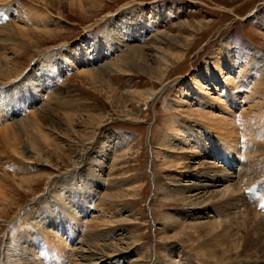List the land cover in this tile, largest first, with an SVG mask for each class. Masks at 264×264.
<instances>
[{"label": "rangeland", "instance_id": "1", "mask_svg": "<svg viewBox=\"0 0 264 264\" xmlns=\"http://www.w3.org/2000/svg\"><path fill=\"white\" fill-rule=\"evenodd\" d=\"M8 2L0 35L23 36L0 39L18 70L0 79V263L91 264L105 245L98 264H264V0ZM180 148L233 176L204 213L178 197ZM229 185L257 213L225 240L247 215Z\"/></svg>", "mask_w": 264, "mask_h": 264}, {"label": "bare ground", "instance_id": "2", "mask_svg": "<svg viewBox=\"0 0 264 264\" xmlns=\"http://www.w3.org/2000/svg\"><path fill=\"white\" fill-rule=\"evenodd\" d=\"M9 0H0V2H2V3H4V4H10L11 2H8ZM8 2V3H7ZM22 2H25V1H22ZM36 2V1H35ZM13 3V2H12ZM14 4V3H13ZM24 5L26 6V8H27V10H28V12H30L31 14H32V12H34L33 14L34 15H36V17H40L42 20L44 19V20H48L49 19V17H48V14H43L42 15V17L38 14V12L36 13L35 11L37 10L36 9V7H34V6H32V5H30L29 3H24ZM24 6V7H25ZM34 7V8H33ZM36 9V10H35ZM30 10V11H29ZM38 11V10H37ZM42 12V11H41ZM33 16V15H32ZM35 17V16H34ZM6 18V17H5ZM5 27V26H4ZM14 28H12L11 27V29H8L4 34H2L3 36H1L0 35V39L2 40H0L1 42H4L3 40L4 39H8L9 38V36H13L14 34L16 35V36H23L22 34L23 33H21L20 31H18V30H13ZM19 29V28H18ZM20 30V29H19ZM6 33L8 34L7 35V37L5 36L6 35ZM25 34V33H24ZM28 34V33H27ZM2 37V38H1ZM29 37V36H28ZM27 37V38H28ZM15 38H17V37H15ZM22 38V37H21ZM12 40V39H11ZM14 40V39H13ZM6 41V40H5ZM8 41V43H9V40H7ZM13 42V41H12ZM5 43V42H4ZM1 44H3V43H1ZM1 44H0V46H1ZM4 45V44H3ZM3 45H2V47H3ZM12 45V44H11ZM1 47V48H2ZM5 47V46H4ZM2 50H3V48H2ZM0 51H1V49H0ZM3 60V61H2ZM0 61L2 62L1 63V67H0V79H3V80H5V82H2L3 84H5L6 83V81H11L12 80V78H13V76H14V78H15V76L16 75H18V70H17V68H15L13 65H11L10 66V62L7 60V59H5V57L3 56V53L1 52L0 53ZM13 66V67H12ZM17 67V66H16ZM5 71H7V73L5 72ZM88 73V72H87ZM7 84V83H6ZM42 86H44L43 84H41ZM41 89H42V87H41ZM52 93V92H51ZM31 96V95H30ZM32 97V96H31ZM31 97H27V99H28V101L30 102L31 100H32V102H33V97L31 98ZM19 97L17 96V98L16 99H18ZM11 101V99H8V102H10ZM35 119V118H34ZM223 120H224V118H223ZM226 120V119H225ZM15 126V125H14ZM28 126L30 127L31 126V122L28 124ZM10 127V126H9ZM14 129H17L16 127H14ZM17 131V130H16ZM252 131V130H251ZM19 132V131H18ZM18 132H16L17 134H18ZM6 133V132H5ZM225 133V132H224ZM248 133V132H247ZM17 134H15V131H13L11 128H9V130L7 131V137L8 136H10V137H13V138H17L18 136H16ZM3 136V135H2ZM242 136V135H241ZM249 137H251L250 135H248ZM247 136V138H249ZM10 137H9V140H10ZM246 137V136H245ZM243 138L244 139V141H245V139L246 138ZM18 139H19V137H18ZM17 140V139H16ZM247 140V139H246ZM253 141V140H252ZM253 143V142H252ZM258 143V142H257ZM255 144H256V142H255ZM225 145H226V147H227V150H231V153H233V155H236V152H237V150L238 149H234L233 148V144H232V142L230 143V142H226L225 143ZM244 146V145H243ZM253 148V147H252ZM252 148H250V149H252ZM18 149V148H17ZM249 149V150H250ZM178 150V149H177ZM210 150V149H209ZM212 150V149H211ZM249 150H248V148H247V151L249 152ZM196 149H194L193 150V148H180V152L178 151L177 152V154L178 155H180V157H177L176 159H175V161H172L171 163L174 165V164H177L176 166H177V168L178 169H181V171H183L182 173H181V176L184 178V180L183 181H186V180H190L189 182H193V183H191L189 186H185V188H182V190L180 191L179 190V196L178 197H181L182 198V200H185L186 201V203L188 204V206H191V207H194V209H195V207H198V210H200V212L202 211L203 213H204V209H205V205L206 204H208L209 203V205L215 200V199H217V197H218V195H217V193L214 191V188L216 189L217 188V185H220V184H225V183H229L230 181H231V178L233 177L232 175L230 176V174H229V172H225V170H222V169H220V166L218 167V166H214L215 164L213 163V162H207V163H205V162H201L200 160L201 159H197V156L198 155H200V154H198V153H196ZM34 152H35V150H34ZM244 152V151H243ZM15 153V152H14ZM20 153V152H19ZM250 153H251V151H250ZM256 153H259V152H256L255 151V155H256ZM17 154V153H16ZM38 154V153H37ZM36 154V155H37ZM241 154V153H240ZM245 154V153H244ZM246 154H247V152H246ZM260 154V153H259ZM262 154V153H261ZM205 155V154H204ZM258 155V154H257ZM21 156V155H20ZM218 156V155H217ZM22 157V156H21ZM20 157V158H21ZM24 157V156H23ZM219 157V156H218ZM243 157V156H242ZM250 157V156H249ZM251 157H252V155H251ZM259 157V156H258ZM258 157H256L255 159H257ZM84 157L82 156L81 157V159H83ZM245 159V158H244ZM243 159V160H244ZM264 160V159H263ZM196 161H200V162H196ZM248 161H250V160H248ZM251 161H253V160H251ZM250 161V162H251ZM262 161V160H261ZM249 162V163H250ZM252 163V162H251ZM259 163V162H258ZM256 164V163H255ZM254 164V165H255ZM261 164V163H260ZM20 165H22V164H20ZM25 165V164H24ZM23 165V166H24ZM196 165H198V166H196ZM250 165V164H249ZM22 166V167H23ZM192 166H195L194 168L192 167ZM25 167V166H24ZM248 167H250V166H248ZM257 167V166H256ZM262 167V166H261ZM260 167V168H261ZM193 168V169H192ZM259 168V167H258ZM252 169V168H251ZM263 169V168H262ZM254 170V169H253ZM261 170V169H260ZM180 171V172H181ZM257 171V170H256ZM252 172V171H251ZM251 172H248V173H244V174H242L243 176H242V180H246V182H244L245 184H252V183H249L250 181H254L253 179H252V177H254V175L251 173ZM260 172V171H259ZM264 172V171H263ZM255 174V173H254ZM257 176V175H256ZM258 178H259V176H258ZM263 178V177H262ZM1 179V178H0ZM180 181V180H179ZM249 181V182H248ZM177 182V181H176ZM188 182V183H189ZM239 182V181H238ZM1 183H3V182H1ZM0 183V185H2ZM243 183V184H244ZM3 186V185H2ZM175 186V185H174ZM184 186V185H183ZM230 186V185H229ZM228 186V188H227V190H226V192H228V193H231V194H233V196H227L226 198H228L229 199V201H230V203H229V205H231V206H234V209H235V211H236V213H237V211H240V207L239 206H241V207H244L246 210L244 211V213L246 214L247 213V215H246V217H244V216H242V217H239V218H236V216H235V218H231L228 222L227 221H224V228H223V233H222V236H224V238H225V240H227V237H229V235L227 234V231H229V234H231V232H233V230L235 229V227H236V229H243V231H245V230H249V228L247 229L246 228V225H248V222H249V220H251L249 217H250V215L251 214H253V213H255V215H256V213L257 212H253L254 211V209H249V205L247 204V202L245 201H239L237 198H233L234 197V195L236 194V193H238V191H239V186L237 185V186H235V185H231L230 187ZM5 188H6V186H4ZM3 187V188H4ZM176 187H178L177 185H176ZM179 187H180V185H179ZM10 190H11V188H10ZM261 190V189H260ZM0 191H2L1 189H0ZM175 191H177L176 189H175ZM226 192H224V194H223V198L225 197V195H227V194H225ZM9 193H11L12 194V192H9ZM8 193V194H9ZM190 193V195H189V197H187V194H189ZM6 194V193H5ZM0 195L1 196H3L1 193H0ZM0 196V197H1ZM5 196V195H4ZM11 196V195H10ZM6 197V196H5ZM9 197V196H8ZM15 197V196H14ZM4 198V197H3ZM6 201V200H5ZM221 201V200H220ZM222 202V201H221ZM9 204V203H8ZM241 204V205H240ZM214 205H216V204H214ZM203 206V207H202ZM212 206H213V204H212ZM250 206H252V205H250ZM201 207H202V209H201ZM251 208V207H250ZM257 208V207H256ZM217 210H218V208H216ZM3 210V209H2ZM253 210V211H252ZM218 212H219V210H218ZM227 212V211H226ZM252 212V213H251ZM1 213V212H0ZM243 212H240L239 214H238V216L239 215H241ZM249 213V214H248ZM227 215V214H226ZM227 216H230V215H227ZM5 217H7V216H5ZM253 217H254V215H253ZM241 221V222H240ZM212 225H215V224H213L212 222L211 223H208V224H206V226L204 227V229H207V228H209V229H211V231L213 232V231H216L218 228H219V226H220V224L217 226V227H215V228H213L214 226H212ZM217 225V224H216ZM226 225V226H225ZM234 225H235V227H234ZM199 229H200V227H199ZM214 229H216V230H214ZM226 230V231H225ZM253 230H254V232H256V233H253V236L255 237V236H257L258 237V239H259V241L260 242H262V244H263V247H264V222H261V221H258L257 223H256V225L253 227ZM256 230V231H255ZM209 231V230H208ZM242 231V230H241ZM252 231V230H251ZM211 232V233H212ZM239 232V231H238ZM247 232V234H250L249 232L250 231H246ZM221 234V233H220ZM246 234V233H245ZM245 234H244V236L243 237H245ZM241 235V234H240ZM92 236V235H91ZM250 236H251V234H250ZM220 237H221V235H220ZM253 237V238H254ZM18 238V237H17ZM216 238H219L218 236L216 237ZM216 238L214 239L215 241H214V244H212V246L213 247H216V245L218 244V243H216ZM16 239V238H15ZM221 239V238H220ZM257 239V238H256ZM218 240V239H217ZM245 240H246V238H245ZM249 240V239H248ZM252 240V239H251ZM34 242H36V241H34ZM33 242V243H34ZM254 244V243H253ZM254 246V245H253ZM9 247V246H8ZM17 247V246H16ZM85 247H87V246H85ZM256 247V246H255ZM10 248V247H9ZM89 250L90 249H93V248H91V246H88L87 247ZM106 249H107V247L105 248V245H104V247L103 248H101V249H99V248H95V251H89V254L87 255V256H83V255H81L80 257V259H82V260H89L90 262H91V264H98L97 262L98 261H102V260H104L105 258H107V257H110L109 255H108V253L106 252ZM216 249V248H215ZM214 250V249H213ZM245 250V249H244ZM19 250L18 249H16L15 251H13V252H15V254L18 252ZM215 251H217V250H215ZM255 251V250H254ZM8 252H10V249L9 250H7V254H8ZM12 252V251H11ZM210 252V251H209ZM245 252V251H244ZM257 252V251H256ZM213 253V252H212ZM19 254V253H18ZM241 254V253H240ZM4 255V254H3ZM2 255V252H0V256L2 257L3 256ZM215 255H216V253H215ZM258 255V254H257ZM15 256V255H14ZM13 256V257H14ZM0 257V258H1ZM5 257V256H4ZM18 257V255L15 257V259ZM256 257V256H255ZM262 257H264V256H262ZM262 257H259V258H262ZM237 258H242V259H251V258H249V257H245L244 255H239V256H237ZM27 260V259H26ZM25 260V258L24 257H22V259L18 262V264H33V263H30V262H28V261H26ZM58 262V263H57ZM261 262V261H260ZM56 263L57 264H61V262H59V261H57L56 260ZM0 264H2V263H0Z\"/></svg>", "mask_w": 264, "mask_h": 264}]
</instances>
